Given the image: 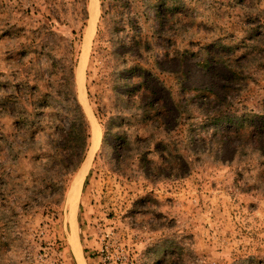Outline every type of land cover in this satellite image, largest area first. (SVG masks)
I'll return each mask as SVG.
<instances>
[{"label": "rangeland", "instance_id": "rangeland-1", "mask_svg": "<svg viewBox=\"0 0 264 264\" xmlns=\"http://www.w3.org/2000/svg\"><path fill=\"white\" fill-rule=\"evenodd\" d=\"M0 264H264V0H0Z\"/></svg>", "mask_w": 264, "mask_h": 264}, {"label": "trees", "instance_id": "trees-1", "mask_svg": "<svg viewBox=\"0 0 264 264\" xmlns=\"http://www.w3.org/2000/svg\"><path fill=\"white\" fill-rule=\"evenodd\" d=\"M72 71L73 68L70 67V72ZM72 100L73 104L68 103L69 106H72L67 112L71 116L68 126L58 136V140L62 145L58 156L65 163L64 166L68 173L76 172L80 167L88 150L90 139L85 118L75 99Z\"/></svg>", "mask_w": 264, "mask_h": 264}, {"label": "bare ground", "instance_id": "bare-ground-1", "mask_svg": "<svg viewBox=\"0 0 264 264\" xmlns=\"http://www.w3.org/2000/svg\"><path fill=\"white\" fill-rule=\"evenodd\" d=\"M94 17H95V15H94ZM94 17H93V20H92V24H91V25L94 24ZM91 30H92V27L90 28V34L92 33ZM90 34H89V35H90ZM93 134H94V137H95V144H94V147L96 148V146H97V144H98V139H97V133H96V130L94 129V127H93ZM96 140H97V141H96ZM95 148H93L92 150H94ZM92 150L89 152V154H88V156H87V159L85 160V162H83V164H82L81 167H83V165H85V163H87V162L89 161ZM81 167H80L79 171L81 170ZM85 168H86V167H85ZM79 171H78V172H79ZM84 173H85V169L81 171L79 177L77 178V182L75 183V190H76V191L74 190V191L72 192V190H71L72 194H74V192L76 193V192L79 191L80 184H81V180L83 179ZM77 174H78V173H77ZM76 194H77V193H76ZM70 198H72V197H70ZM76 200H77V199H76V197H75V200H74V202H73L74 207H75V205H76V204H75V203H76ZM70 201H72V199H70ZM74 207H73V209H74ZM74 238H75V237H74ZM74 238H72V246H73L74 251H75V252H78V246H77V243H78V242L75 241Z\"/></svg>", "mask_w": 264, "mask_h": 264}, {"label": "water", "instance_id": "water-1", "mask_svg": "<svg viewBox=\"0 0 264 264\" xmlns=\"http://www.w3.org/2000/svg\"><path fill=\"white\" fill-rule=\"evenodd\" d=\"M97 141V140H96ZM94 144H95V137H94V134H93V127L91 126V137H90V142H89V148H88V153H87V155H86V157H85V160L87 159V156H88V154H89V152L93 149V148H95L94 147ZM85 160H84V162H85ZM83 164V163H82ZM82 166V165H81Z\"/></svg>", "mask_w": 264, "mask_h": 264}]
</instances>
